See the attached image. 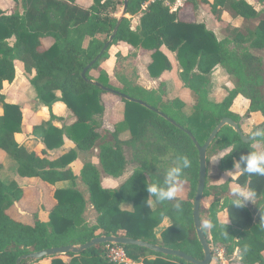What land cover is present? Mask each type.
I'll return each instance as SVG.
<instances>
[{"label": "trees", "instance_id": "obj_1", "mask_svg": "<svg viewBox=\"0 0 264 264\" xmlns=\"http://www.w3.org/2000/svg\"><path fill=\"white\" fill-rule=\"evenodd\" d=\"M20 1L22 13L18 9ZM76 1L14 0L16 7L10 15L0 9V150L17 163L20 178L39 179L55 188L56 201L48 221L35 217L34 224H25L8 213L22 200L23 189L17 182L7 184L0 179V264H17L20 258L35 252L81 246L101 236L142 240L203 260L204 252L197 235L190 237V230L195 231L193 204L199 181V152L185 130L203 146L225 118L235 121L248 136L264 124L263 60L254 53L264 51V18L245 0H186L176 13L161 0L145 10L147 0H128L127 14L140 15L137 29L133 30L130 19L123 18L112 44L87 72L85 80L82 74L113 35L119 22V7L124 6V1L94 0L89 8ZM256 2L264 6V0ZM200 7H206L217 21L224 9H231L245 21H259L253 30L243 33L234 29L231 36L219 40L197 18L194 22L187 21L191 12L197 16ZM118 43L150 53L148 71L153 79H161L163 83L172 64L162 49L176 53L182 69L181 79L196 103L188 106L181 99L164 102L157 92L131 84L124 75L122 88L113 86L104 72L96 79L92 77L91 72L100 68L101 62L109 58L111 47ZM17 63L23 65L39 104L51 112L49 121L32 126L30 134L37 141L33 147L23 146L16 140L23 132L24 106L8 103L3 96L5 88L17 77ZM219 67L238 82L221 103L211 100L209 92L210 76ZM94 82L147 103L183 129L156 112L118 96L124 103V117L115 124L109 139L100 132L98 118L108 109L103 95L111 93ZM239 98L247 100L246 118L255 114L263 118L250 133L243 129V117L237 112ZM57 103L64 104L74 116L71 125L54 124L63 121L52 112ZM127 133L130 137L122 139ZM263 134L256 141L262 142ZM66 140L75 144V149L53 158L50 153L61 150ZM254 143H244L234 129L226 126L208 150V165L212 155L229 150L220 159V170L230 172L239 168L234 182L246 188L256 200L255 209L235 201L226 202L221 209L227 212L230 224L223 225L218 219V203L208 210L201 206L202 228L209 244L224 245L230 253L238 248L243 264H264V163ZM97 147L101 167L112 178L124 174L128 165L126 149H131L138 166L118 189L104 188L101 173L92 163H86L79 175L73 172L71 165L77 161L78 153ZM79 179L98 214L95 225L84 220L87 199L78 188ZM177 179L189 183L190 192L185 201L171 194ZM61 183H69L70 187L60 188ZM226 187L224 184L218 189L222 192ZM209 193L206 185L204 198ZM125 204H131L132 210H124ZM166 219L172 224L158 235L157 229ZM107 245L110 244L48 259L50 264H113L107 257ZM122 247L136 263L191 264L139 246ZM29 264H39V261Z\"/></svg>", "mask_w": 264, "mask_h": 264}, {"label": "rangeland", "instance_id": "obj_2", "mask_svg": "<svg viewBox=\"0 0 264 264\" xmlns=\"http://www.w3.org/2000/svg\"><path fill=\"white\" fill-rule=\"evenodd\" d=\"M0 4L4 7L8 15L13 13L16 7L14 0H0ZM255 5H257V3ZM18 9L20 12H22V3H19ZM123 9L124 6L123 4H121L119 7V14H117V17L119 19L122 17ZM257 10L261 12V18H264V6H257ZM226 11L227 12H222L221 14H219V20L217 21L211 17L206 7H200L197 16H195L191 12L186 19L189 22H194L197 18L198 22L204 23L208 29L213 30L219 40H223L231 36L234 29H239L240 31L245 33L247 30H253L258 24L259 20L245 21L242 18L236 16V14L231 9H228ZM126 18L131 20L132 28L133 30H136L139 25L140 15L138 14L132 17L127 14ZM163 51L168 55L167 57L172 64V70L170 71L171 78L169 79L168 83H163L161 82V79H153L151 77L148 71V65L151 61L150 53L142 50H136L126 43H118L112 46L109 51V58L103 60L101 62L100 68L96 71H92L91 75L96 79L99 77L101 72H104L111 78L112 85L118 88H122L123 86L122 76L124 75V77L131 84L157 92V94L161 96L164 102L181 99L188 106H193L196 103V98L185 88V85L181 79L182 69L180 67L177 54L172 53L165 48L163 49ZM254 53L257 56H260L263 60L262 69L264 78V51H255ZM16 68V81L13 86H8L5 88L3 96L8 103H20L21 105H26L27 103L33 102L30 109L35 111L36 105L34 104V97L32 95L34 94V89H30V85L27 81L23 65L17 63ZM210 78L211 87L209 92L211 100H214L216 102L221 103L227 97L229 92L237 87V79L235 77L227 75L226 71L222 67L215 69ZM22 81V86H24L23 89L22 87H19V84L22 83ZM262 90L264 92V84L262 86ZM103 100L108 109L104 116L99 117L98 120L101 125L100 132H102L104 135L106 134V136L109 138V133L115 130V124L123 120L125 107L121 99L113 94L103 95ZM246 101L247 100H245L244 98H239V100L237 101V112L243 117L244 129L247 133H250L252 132L253 128L258 127L263 122V118L260 114H255L250 119L246 118ZM1 108L2 107H0V114H2ZM23 115V132L16 137V140L23 146L33 147L36 145L37 141L30 135L31 114L29 113V108L23 109ZM64 116L66 118L64 120V123L66 125L71 124L75 121L72 113L68 111L67 113H64ZM54 124L59 126L63 125L59 122H55ZM129 137L130 134L128 133L121 136V138L124 140L128 139ZM72 147L74 148V144L69 143V145H66L63 150L61 149L62 151L58 153L57 151L52 152L51 155L53 158H58L62 153L68 152ZM253 147L259 151V158L263 160L264 134L262 143H260L259 141H255ZM226 151L227 153L229 152V150ZM219 154L220 152L212 155L209 158L210 164L208 165L207 185L210 193L208 197L203 199L202 206L205 210H208L216 202L218 203L217 209L219 210V213L225 214V210L221 209L223 208L224 203L235 201L247 206L250 204V202L247 201L245 197L250 193L246 190V188L240 187L241 189H237V191L229 187L230 182L225 181V178L221 176V173L223 172L220 170L219 164L216 161V158L220 156ZM126 157L128 160V165L124 174L120 178H112L104 173L99 161L98 147L90 152H79L78 159L71 165V168L75 174L79 175L80 170L86 163H92L99 169L101 173L102 186L107 189H118L133 175L138 166L137 163L134 162L132 151L129 148L126 149ZM0 167V179L7 184L11 182H17V184L23 189L24 192L22 200L9 210V215L15 220L31 225L34 224L35 217H38L44 222L48 221L49 213L53 208V200L51 199L47 185H45V183L43 182H38V180L21 179L17 173V163L13 160L12 157L1 150ZM224 184H227V187L224 191L221 192L218 187ZM58 186L60 188H66L70 187V184L61 183ZM78 188L85 194L87 199V207L84 215V220L89 225H95L98 214L89 202L86 187L81 183L80 179L78 181ZM189 192V183L181 179L176 180V184L171 190V194L175 199L183 201L188 199ZM151 206L155 208L153 202H151ZM254 206L256 207V204ZM255 207L253 208V210L255 209ZM122 208L124 210L131 211L132 205L125 204L122 206ZM171 224V221L169 219H166L164 223L157 229V234L159 235L163 229L169 227ZM195 235L196 232L191 229L190 237L195 238ZM50 262V259H46L40 264H49ZM137 264L142 263L139 262Z\"/></svg>", "mask_w": 264, "mask_h": 264}, {"label": "water", "instance_id": "obj_3", "mask_svg": "<svg viewBox=\"0 0 264 264\" xmlns=\"http://www.w3.org/2000/svg\"><path fill=\"white\" fill-rule=\"evenodd\" d=\"M128 0H124V9H123V14L122 17L119 19V22L114 30L113 35L109 39L108 43L105 45L101 53L87 66V68L84 70L82 77L87 80L86 74L87 72L102 58L104 53L108 50L110 45L112 44L119 27L121 25V22L123 18H126L127 16V10H128ZM95 85H97L99 88H101L103 91L114 94L119 96L120 98H123L125 100H128L133 103L140 104L147 109L156 112L172 124L176 125L178 128H182L180 125H178L175 121L170 119L167 115L164 113L156 110L152 106L148 105L147 103L141 101V100H136L134 98H131L125 94H122L120 92H117L115 90L106 88L102 84L98 82H94ZM226 126L231 127L234 129L241 137L242 141L244 143H252L255 142L256 139L264 133V124L260 127H258L254 133L251 136L245 135L239 125L233 121L231 118H225L223 119L220 124L214 129L212 134L210 135L209 139L207 142L201 146L195 137L188 131L185 130L186 134H188L191 139L193 140L196 148L198 149L199 152V162H200V169H199V181H198V187L196 191V196L194 199V204H193V222H194V228L195 232L198 238V241L200 242L203 252H204V259L203 260H197L194 257L179 251V250H172L169 248H165L159 245H154L150 244L148 242L142 241V240H136L132 238H126V237H115V236H101L92 239L90 242L81 245V246H66V247H61V248H51V249H46L40 252H35L31 255L24 256L18 260L17 264H21L22 261H29L27 264L36 262V261H41L45 260L48 258H55L58 256L62 255H67L69 253L73 254H80L86 250L91 249L92 247L99 246V245H104V244H116V245H123V246H139L142 248H147L157 254H162L166 256H174L178 257L188 263L191 264H211L212 261V251H211V246L209 244V241L207 240L203 228H202V223H201V206H202V201L204 199V193L207 185V175H208V150L210 149L212 143L214 140L217 138L219 132ZM183 129V128H182Z\"/></svg>", "mask_w": 264, "mask_h": 264}, {"label": "crops", "instance_id": "obj_4", "mask_svg": "<svg viewBox=\"0 0 264 264\" xmlns=\"http://www.w3.org/2000/svg\"><path fill=\"white\" fill-rule=\"evenodd\" d=\"M245 1H247L249 4H251V5H253L256 9H257V6H260L259 4H257V5H255L256 3H255V1L256 0H245ZM20 3H22L21 1H20ZM76 3L78 4V5H80V6H82V7H85V8H89V7H91L92 5H93V3H94V0H77L76 1ZM0 9H2V10H4V11H6L5 9H4V7L0 4ZM22 9H23V7H22ZM226 10H228V9H224L223 11H220L219 12V14H221L222 12H227ZM22 12H23V10H22ZM21 12V13H22ZM216 34V33H215ZM164 49V48H163ZM163 49H162V51H163ZM163 53L166 55V56H168L164 51H163ZM17 78V77H16ZM171 78V74L170 73H168V74H166L164 77H163V79H164V83H168V81H169V79ZM15 81H16V79H15ZM15 81H14V83H15ZM14 83L11 85V86H13L14 85ZM21 85V86H20ZM23 85V81H22V83H20L19 84V87H22V89H23V87L24 86H22ZM8 87V86H7ZM30 89H33L31 86H30ZM188 90V89H187ZM189 91V90H188ZM22 92H23V90H22ZM21 92V93H22ZM190 92V91H189ZM33 95V97H34V104L36 105V112L35 111H33L32 109H30V107L32 106V103H27L26 105H22V106H24V108H29V113L31 114L30 115V122H31V128H32V126H34V125H37V124H40L41 122H47V121H49L50 119H51V112H50V110L48 109V108H46V107H44V106H42V105H40L39 104V102H38V100H37V94H36V92L34 91V94H32ZM23 97H24V94H23ZM239 100V99H238ZM247 102V101H246ZM11 104H17V105H21L20 103H11ZM23 108V109H24ZM67 111L68 112H70L68 109H67V107L64 105V104H62V103H57L56 105H54L53 106V109H52V112H53V114L55 115V116H57V117H59V118H62L63 119V121H58L59 123H61V124H65L64 123V120L66 119L65 118V116H64V113H67ZM71 113V112H70ZM23 121H24V115H23ZM72 124V123H71ZM71 124H68V125H71ZM56 125V124H55ZM56 126H58V127H62V126H59V125H56ZM243 129H244V127H243ZM245 130V129H244ZM246 131V130H245ZM247 133V132H246ZM31 135V134H30ZM33 137V136H32ZM69 143H72L71 141H69V140H66L65 141V146L66 145H69ZM260 143H262V142H260ZM64 146V147H65ZM41 145H39V149H41ZM63 147V148H64ZM63 148H62V150H63ZM70 149H75V144H74V148L72 147V148H70ZM62 150H59V151H57V153L58 152H60V151H62ZM257 150V149H256ZM66 153V152H65ZM227 153V151L225 150V151H221L220 152V156L219 157H217L216 158V161H217V163L219 164V162H220V159L225 155ZM257 153H258V155H259V151L257 150ZM50 154H52V153H50ZM62 154H64V153H62ZM61 154V155H62ZM263 155H264V149H263ZM260 159V158H259ZM260 161L261 162H263L264 163V159L262 160V159H260ZM238 172H239V168L237 167V168H235L233 171H230V172H223V173H221V176L223 177V178H225V181H227V182H230V184H229V187L230 188H233V189H235V190H237V189H241L240 188V186L239 185H237L234 181H232V180H235L236 179V176H237V174H238ZM21 179H24V178H21ZM230 179H231V181H230ZM28 180H38V182H42V181H40L39 179H28ZM63 184V183H62ZM45 185H47V184H45ZM47 187H48V189H49V194H50V196H51V199L53 200L52 201V206L54 207L55 205H56V201L54 200V198H53V191L55 190V188L54 189H52L51 187H49L48 185H47ZM238 191V190H237ZM252 196L250 195V194H248L246 197H245V199L247 200V201H249L250 202V204L249 205H247L246 207H248L249 209H251V210H253V208L255 207L254 205L256 204V200L252 197ZM253 199V200H252ZM244 202V201H243ZM245 203V202H244ZM254 206V207H253ZM218 219H219V221H220V223L221 224H223V225H229L230 224V222H229V218H228V214H227V212L225 211V214L224 213H219L218 214ZM264 255V254H263ZM46 260V259H45ZM42 261H44V260H42ZM42 261H40L39 262V264L42 262ZM135 263V262H134ZM50 264V263H49ZM135 264H137V263H135Z\"/></svg>", "mask_w": 264, "mask_h": 264}, {"label": "built area", "instance_id": "obj_5", "mask_svg": "<svg viewBox=\"0 0 264 264\" xmlns=\"http://www.w3.org/2000/svg\"><path fill=\"white\" fill-rule=\"evenodd\" d=\"M157 0H147L143 6V10L155 3ZM164 4L169 7L173 13L178 12L180 8L184 6L186 0H161ZM212 251V262L211 264H243L242 258L238 248L230 253L228 248L224 245L210 244ZM107 257L113 264H134V262L128 257L125 249L121 245L110 244L107 245Z\"/></svg>", "mask_w": 264, "mask_h": 264}]
</instances>
